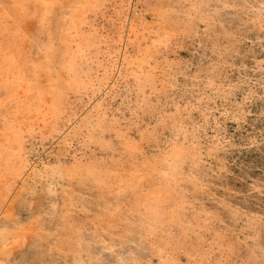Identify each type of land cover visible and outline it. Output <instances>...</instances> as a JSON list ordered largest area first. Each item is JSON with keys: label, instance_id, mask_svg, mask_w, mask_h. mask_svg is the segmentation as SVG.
<instances>
[{"label": "rangeland", "instance_id": "1", "mask_svg": "<svg viewBox=\"0 0 264 264\" xmlns=\"http://www.w3.org/2000/svg\"><path fill=\"white\" fill-rule=\"evenodd\" d=\"M0 264H264V0H0Z\"/></svg>", "mask_w": 264, "mask_h": 264}]
</instances>
